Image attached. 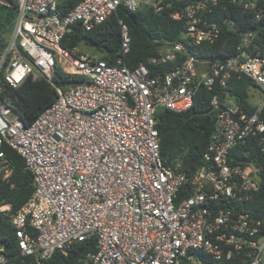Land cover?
Here are the masks:
<instances>
[{"label": "built area", "instance_id": "2783aa9c", "mask_svg": "<svg viewBox=\"0 0 264 264\" xmlns=\"http://www.w3.org/2000/svg\"><path fill=\"white\" fill-rule=\"evenodd\" d=\"M59 2L15 0L13 27L0 50V80L17 86L28 76L44 78L56 93L29 124L0 96V177L8 181L12 172L4 146L32 174L33 191L11 216L18 256L44 264L56 251L93 238L86 264H180L184 257L194 263L190 250L264 264V220L227 204L247 202L262 187L264 0H195L173 10L171 18L184 24L182 40L165 42L159 55L133 68L60 43L75 24L88 31L120 5L159 11L157 0H79L65 15ZM119 23L124 55L130 36ZM224 29L230 35L219 54L199 57L202 44H215ZM228 39L235 40L230 49ZM169 62L175 63L169 70L150 74V66ZM57 65L89 82L56 85ZM242 76L263 94L256 107L247 103L252 111L226 90L229 79ZM214 87V129L204 163L190 175L161 159L154 113L187 110L200 88ZM9 209L0 205V212ZM7 262L0 245V264Z\"/></svg>", "mask_w": 264, "mask_h": 264}, {"label": "trees", "instance_id": "16d2710c", "mask_svg": "<svg viewBox=\"0 0 264 264\" xmlns=\"http://www.w3.org/2000/svg\"><path fill=\"white\" fill-rule=\"evenodd\" d=\"M79 0H60L58 9L61 15H65ZM161 5L159 11L153 7L144 5L130 11L120 5L116 11L109 15L102 23L86 31L79 24L72 26L70 33L62 39L60 45L69 52H83L82 47L88 48L90 56L105 60L109 64H116L119 58L121 64L133 68L155 55H159L165 42L174 43L182 40L184 24L182 21L171 18L173 10H181L184 6L195 0H157ZM16 15L15 0H1L0 2V50L5 46L13 27ZM230 15H232L230 13ZM121 20L127 27L130 36L129 51L122 54L121 46ZM251 25V24H249ZM230 32L222 31L221 38L215 44H202L203 50L199 57L207 58L219 54L222 41ZM235 40L228 39L225 46L230 49ZM97 54L92 55V54ZM175 63L169 62L157 67H149L150 74L157 71H167ZM56 85L67 87L71 84L89 82L83 75L65 73L59 65L52 76ZM253 85L249 78H231L226 90L248 110L247 92ZM0 96L8 99L19 110L21 119L25 124L35 120L56 99L54 88L44 78L33 79L26 77L17 86L4 82L1 75ZM219 93L217 87L211 90L200 88L194 97L193 105L184 111L175 112L165 107H158L154 113L156 128L159 135V149L161 159L170 165L179 164L182 170L190 175L204 163L203 154L209 143L214 129V115L210 107V99L213 94ZM222 94V93H221ZM220 94V95H221ZM264 120V106L259 111ZM6 155L12 163V172L8 181L0 177V205L10 204L7 212H0V245L4 246V253L8 256L7 264H29L26 258L17 254V242L14 227L11 224V216L15 214L30 197L32 186V174L24 169L23 158L12 148L3 147ZM237 146L235 151H240ZM261 189L254 194L251 200L243 203L227 202L228 205H236L240 209H246L253 215L264 220V174L261 178ZM95 250V239H88L71 244L65 252L56 251L44 262V264H86V254ZM194 263H190L184 257L180 264H240L239 258L232 260H213L209 255L196 250Z\"/></svg>", "mask_w": 264, "mask_h": 264}, {"label": "rangeland", "instance_id": "374dc122", "mask_svg": "<svg viewBox=\"0 0 264 264\" xmlns=\"http://www.w3.org/2000/svg\"><path fill=\"white\" fill-rule=\"evenodd\" d=\"M82 51L84 53H87V54H91L88 50L87 47L83 46L82 48ZM92 55H96L97 54H92ZM247 103L252 106V107H256L257 105H259L261 103V101L263 100V94L262 92L259 90V88H257L255 85H251L249 87V90H248V96H247Z\"/></svg>", "mask_w": 264, "mask_h": 264}, {"label": "water", "instance_id": "95a60500", "mask_svg": "<svg viewBox=\"0 0 264 264\" xmlns=\"http://www.w3.org/2000/svg\"><path fill=\"white\" fill-rule=\"evenodd\" d=\"M165 47H166V48H168V47H169V45H165Z\"/></svg>", "mask_w": 264, "mask_h": 264}]
</instances>
